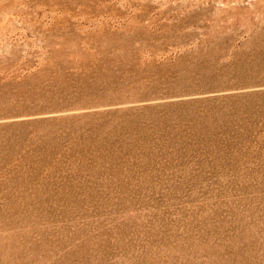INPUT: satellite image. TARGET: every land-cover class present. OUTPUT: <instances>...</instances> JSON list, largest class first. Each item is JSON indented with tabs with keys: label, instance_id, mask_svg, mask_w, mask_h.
<instances>
[{
	"label": "rangeland",
	"instance_id": "rangeland-1",
	"mask_svg": "<svg viewBox=\"0 0 264 264\" xmlns=\"http://www.w3.org/2000/svg\"><path fill=\"white\" fill-rule=\"evenodd\" d=\"M0 264H264V0H0Z\"/></svg>",
	"mask_w": 264,
	"mask_h": 264
}]
</instances>
